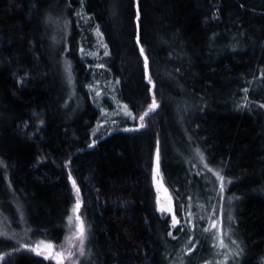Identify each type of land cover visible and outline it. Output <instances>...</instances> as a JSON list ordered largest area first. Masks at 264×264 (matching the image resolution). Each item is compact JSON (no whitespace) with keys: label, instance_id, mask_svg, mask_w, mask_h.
I'll return each mask as SVG.
<instances>
[{"label":"trees","instance_id":"16d2710c","mask_svg":"<svg viewBox=\"0 0 264 264\" xmlns=\"http://www.w3.org/2000/svg\"><path fill=\"white\" fill-rule=\"evenodd\" d=\"M78 3L0 0L1 213L15 226L23 218V236L60 245L77 199L89 229L80 264H204L213 256L204 215L220 192L219 171L242 250L237 264H264V0H141L155 88L135 43V0H83L103 33L119 101L137 120L153 93L160 105L144 127L97 137L77 32L71 23L70 86L47 28ZM157 147L175 214L195 218L192 234L188 224L171 232L156 210ZM22 247L0 238V264H54Z\"/></svg>","mask_w":264,"mask_h":264},{"label":"rangeland","instance_id":"374dc122","mask_svg":"<svg viewBox=\"0 0 264 264\" xmlns=\"http://www.w3.org/2000/svg\"><path fill=\"white\" fill-rule=\"evenodd\" d=\"M77 13H80V15H77ZM65 22H67V27H65ZM71 23L77 32V54L83 60H86L91 71L90 82L86 86V91L100 113L98 122L93 130V136L97 137L98 135L110 133L115 130L133 131L129 129H135L136 123L140 124L141 121L136 118L133 119V115H126L130 110L128 108L125 109L124 104L118 99V83L114 80L107 68L109 51L107 49L108 55H105V49L101 47V43L105 44L103 36H99L95 31L97 25L91 22L88 16L84 14L83 5H81L80 2L69 17L58 14L47 21V28L55 49L56 47L57 49L61 48V57L59 56L60 59H58L57 64H59L58 69L63 79L67 80L71 86V66L69 71L65 70V61H67L65 54L68 52L67 39L70 34ZM81 48L84 49L83 53L81 52ZM101 65H103V67H101ZM89 85H91V87H89ZM152 113L153 112H150L148 116L150 117ZM199 167H202V165H199ZM151 180L155 195L156 210L161 217L169 219L171 232H174L178 228H185L187 224L189 230L192 231L190 234L194 233L195 230L197 231V227L195 226L196 221L192 214L188 216L187 222L184 216L181 218L175 214L173 194L165 184L160 170V164L157 170L156 151L151 170ZM218 193L220 192L218 191L216 194L217 199L207 208L208 211L204 215L205 225L203 226V231L206 228L208 229V231H204V233L213 247V256L207 262L208 264H237L236 260H238L240 254L236 255V253L238 251L240 252V250L237 247L238 241L234 238V231L232 229L233 218L231 220L228 219L229 215L232 217L231 206H227V200ZM76 203L77 199L68 216L72 217L71 221H69L68 218L66 220L65 237L60 245H54L46 240H32V238H28V236H23L22 233L26 232L25 223L22 220L23 218L21 220L19 219L17 226H15L9 222V218L3 215L1 211L0 238L10 240L11 237H15L16 243L22 246L25 244L31 246L29 249L22 247L23 249L36 256L50 260L54 264H80L82 255L85 252L86 243L88 242L89 229L81 215L80 208L78 212L75 211ZM169 206L173 209L171 213L166 211ZM161 207L165 209L164 212L160 211ZM173 214H175L176 218L180 221L175 227L172 225ZM77 215L82 218L86 229V240L82 248L79 243V237L77 236L78 229L76 225L79 223V221L76 220ZM213 220L217 221V226L215 228L212 226ZM221 238H223L224 244L228 247L220 246ZM191 239L192 238L188 236L186 243L189 244ZM232 241H236L237 243L233 244ZM48 244L53 245L51 250L48 249ZM37 247L39 248V252L35 250ZM49 252H51V255ZM69 252L72 253V256L68 255ZM40 253H43V255ZM56 253L62 254V261L55 258ZM225 256L227 260H225Z\"/></svg>","mask_w":264,"mask_h":264},{"label":"snow or ice","instance_id":"6c2138e0","mask_svg":"<svg viewBox=\"0 0 264 264\" xmlns=\"http://www.w3.org/2000/svg\"><path fill=\"white\" fill-rule=\"evenodd\" d=\"M79 2L81 3V5H83V0H79ZM140 4H141V0H135V12H134V15H133L134 27H135V31H134L135 43L139 46L140 55L143 57L144 76H145V79H147L148 83L151 84L153 86V88H155L156 85H155V82L152 80V76H151V73H150L149 57L145 53V48H144V46L142 44V36H141L142 15H141ZM77 15H80V13H77ZM65 27H67V22H65ZM95 31L98 33L99 36H101V37L103 36V33H101L100 30H99V26L96 27ZM101 47H103L105 49L104 54L105 55H108L107 45L101 43ZM65 51H66V49H65ZM83 51H84V49L81 48V52L82 53H83ZM101 67H103V65H101ZM65 70L66 71H69L70 70V62H68V61H65ZM25 75H27V73ZM262 75H264V73H262ZM69 78H70V76H69ZM118 82L119 81H117V83ZM89 87H91V85H89ZM244 91L247 92L248 89H244ZM124 107H125V109H127L128 106L127 105H124ZM159 107H160L159 102H158V100L156 98L155 93H153L152 99H151V103L148 105L147 110H145L139 116V120L143 122L144 119H145V117L148 116L150 112H155ZM261 107H264V105H261ZM126 115L132 116V113L130 111H128L126 113ZM132 118L135 119L136 117L132 116ZM40 123L43 124V121L41 120ZM138 127H144V124L141 123V124L138 125ZM129 130H134V129H129ZM93 144H95V141H93ZM197 152H199V149H197ZM159 157H160V152H159V147H157V150H156L157 170H158V167H159ZM201 158L203 159L202 154H201ZM0 164H3V161H0ZM205 166L207 167V165H205ZM216 176L220 180V192L222 193L224 191V189H225V179L226 178L223 175H221L219 171L216 172ZM68 178H69V180H72L73 186L76 187V181L72 178L71 172H69ZM76 190H77V192H79V189L78 188ZM79 208H80V201L77 200V203H76V206H75V211L78 212L79 211ZM160 211L161 212H164L165 209L163 207H161L160 208ZM166 211L169 212V213H171L173 211V209H172L171 206H169L166 209ZM68 219H69V221H71L72 217L70 216V217H68ZM228 219L231 220L232 217L229 215ZM76 220L79 221V223L76 225V227L78 229L77 236L79 237V243H80L81 248H82V246L84 244V241L86 240V229H85L84 222H83L82 218L79 215L76 216ZM179 223H180V221L176 218V215L173 214L172 215V225H173V227H175ZM212 226H213V228H215L217 226V221L216 220H213L212 221ZM204 231L207 232L208 229L206 228ZM168 234L170 236L172 235L171 232H169ZM232 243L233 244H236L237 242L236 241H232ZM195 246L196 245H192L191 247L187 248V251L188 252H191L192 249ZM220 246H222V247H228L227 245L224 244L223 238L220 239ZM23 247L26 248V249H29L31 246L28 245V244H25V245H23ZM47 247H48L49 250H51L52 247H53V245L48 244ZM35 250L37 252H39V248L38 247ZM240 251H242V250H240ZM40 254L43 255V253H40ZM49 254L51 255V252H49ZM81 254H82V251H81ZM239 254H240V252L238 251L236 253V255H239ZM68 255L69 256H72V253L69 252ZM2 258L3 257L0 256V259H2ZM55 258L57 260H60V261H62V259H63L61 253H56ZM225 260H227V257L226 256H225ZM205 264H208V262L205 261Z\"/></svg>","mask_w":264,"mask_h":264}]
</instances>
